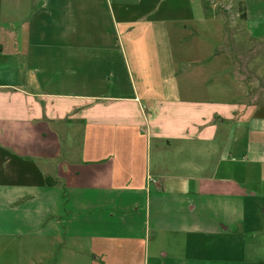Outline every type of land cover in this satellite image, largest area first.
Listing matches in <instances>:
<instances>
[{
    "label": "crops",
    "instance_id": "crops-1",
    "mask_svg": "<svg viewBox=\"0 0 264 264\" xmlns=\"http://www.w3.org/2000/svg\"><path fill=\"white\" fill-rule=\"evenodd\" d=\"M196 4L0 0V261L264 264V101Z\"/></svg>",
    "mask_w": 264,
    "mask_h": 264
},
{
    "label": "rangeland",
    "instance_id": "rangeland-1",
    "mask_svg": "<svg viewBox=\"0 0 264 264\" xmlns=\"http://www.w3.org/2000/svg\"><path fill=\"white\" fill-rule=\"evenodd\" d=\"M194 5L199 0H193ZM205 8H219L224 21L223 46L234 55L235 70L244 79H251L255 97L264 101V0H205ZM248 4V17L245 18L244 6ZM197 5V4H196ZM204 6V5H203ZM242 6L244 8H242ZM246 31H249L252 37ZM67 149V148H66ZM8 243L0 238V247ZM33 249L23 254L24 258L33 255ZM3 258L4 254L0 253ZM0 264H5L0 261Z\"/></svg>",
    "mask_w": 264,
    "mask_h": 264
},
{
    "label": "trees",
    "instance_id": "trees-1",
    "mask_svg": "<svg viewBox=\"0 0 264 264\" xmlns=\"http://www.w3.org/2000/svg\"><path fill=\"white\" fill-rule=\"evenodd\" d=\"M47 181H48V183H50V182H51V180H49V179H48Z\"/></svg>",
    "mask_w": 264,
    "mask_h": 264
}]
</instances>
